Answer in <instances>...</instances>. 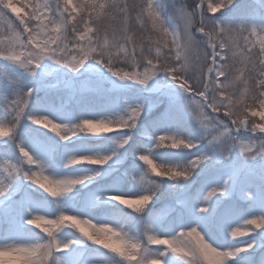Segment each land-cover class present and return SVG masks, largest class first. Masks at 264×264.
I'll list each match as a JSON object with an SVG mask.
<instances>
[{"label":"snow or ice","instance_id":"1","mask_svg":"<svg viewBox=\"0 0 264 264\" xmlns=\"http://www.w3.org/2000/svg\"><path fill=\"white\" fill-rule=\"evenodd\" d=\"M0 264H264V0H0Z\"/></svg>","mask_w":264,"mask_h":264},{"label":"rangeland","instance_id":"2","mask_svg":"<svg viewBox=\"0 0 264 264\" xmlns=\"http://www.w3.org/2000/svg\"><path fill=\"white\" fill-rule=\"evenodd\" d=\"M241 1H243V0H239V2H241ZM249 2V0H246V3H248ZM49 84L50 85H54V86H56L57 85V80L55 79V78H52V79H50L49 80ZM62 86V87H65V85L64 84H59V86ZM89 86V84H88V82L86 81V80H84V81H82L81 83H80V85H79V87H81V88H86V87H88ZM259 256H260V254L259 253H257V256H256V259L258 260L259 259Z\"/></svg>","mask_w":264,"mask_h":264},{"label":"trees","instance_id":"3","mask_svg":"<svg viewBox=\"0 0 264 264\" xmlns=\"http://www.w3.org/2000/svg\"><path fill=\"white\" fill-rule=\"evenodd\" d=\"M240 3H241V4H246V0H243V1H241ZM61 84H62V83H61ZM58 87L63 88L61 85H60V86L58 85ZM53 91H55V88H53Z\"/></svg>","mask_w":264,"mask_h":264}]
</instances>
